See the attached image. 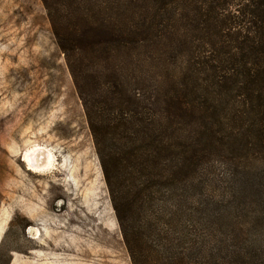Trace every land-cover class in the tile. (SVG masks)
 <instances>
[{
    "label": "trees",
    "instance_id": "16d2710c",
    "mask_svg": "<svg viewBox=\"0 0 264 264\" xmlns=\"http://www.w3.org/2000/svg\"><path fill=\"white\" fill-rule=\"evenodd\" d=\"M41 2L131 264H235L237 202L264 211V0Z\"/></svg>",
    "mask_w": 264,
    "mask_h": 264
},
{
    "label": "rangeland",
    "instance_id": "374dc122",
    "mask_svg": "<svg viewBox=\"0 0 264 264\" xmlns=\"http://www.w3.org/2000/svg\"><path fill=\"white\" fill-rule=\"evenodd\" d=\"M33 151L51 152L55 168L30 170L24 156ZM237 203L247 232L234 263L264 264V211ZM0 264H131L41 0H0Z\"/></svg>",
    "mask_w": 264,
    "mask_h": 264
},
{
    "label": "bare ground",
    "instance_id": "6f19581e",
    "mask_svg": "<svg viewBox=\"0 0 264 264\" xmlns=\"http://www.w3.org/2000/svg\"><path fill=\"white\" fill-rule=\"evenodd\" d=\"M37 150H38V147H37ZM35 152L34 151L28 152L24 156V159L26 160L28 164V168L30 170L36 171V173L37 172L43 173L46 171L53 170L55 168L56 162L54 159V155L51 152L44 151L45 153H43L40 151L39 153L36 152L37 154Z\"/></svg>",
    "mask_w": 264,
    "mask_h": 264
}]
</instances>
